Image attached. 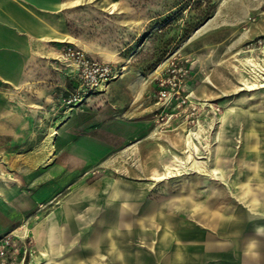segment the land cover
Instances as JSON below:
<instances>
[{
	"label": "crops",
	"instance_id": "1",
	"mask_svg": "<svg viewBox=\"0 0 264 264\" xmlns=\"http://www.w3.org/2000/svg\"><path fill=\"white\" fill-rule=\"evenodd\" d=\"M77 2L0 0L2 134L27 123L43 98L59 101L57 81L76 86L75 65L59 57L74 44L67 18ZM252 91L225 121L215 117L207 174L162 180L154 169L176 143L150 125L125 112L79 132L71 111L62 112L56 162L80 179L34 219V264H264V89Z\"/></svg>",
	"mask_w": 264,
	"mask_h": 264
},
{
	"label": "rangeland",
	"instance_id": "2",
	"mask_svg": "<svg viewBox=\"0 0 264 264\" xmlns=\"http://www.w3.org/2000/svg\"><path fill=\"white\" fill-rule=\"evenodd\" d=\"M76 1L67 18L71 42L94 58L111 63L121 74L70 109L61 100L73 90L74 80H59L54 90L59 101H55V96L43 98L36 112L24 115L30 119L23 126L9 135L0 129V264H34V219L44 215L57 196L80 179L78 173L69 172L56 162V142L66 119L62 112L71 111L79 132L96 124H110L123 113H131L132 119L150 125L155 136L176 143L165 164L174 155L183 159L182 136L201 124L211 136L202 143L209 144L210 153L198 151L197 156L212 166L216 127L221 125L213 124L215 117L223 116L225 121L227 108L240 105L243 93L248 91H238L236 59L248 56L244 50L249 42L264 40V0ZM261 50L254 51L253 56L261 58ZM59 59L69 62L62 55ZM175 59L188 61L184 93L197 107V113L187 118L182 112L170 121L169 129L162 130L154 122L158 107L154 95L157 79ZM1 106L0 94V109ZM203 133L206 132L202 129L201 138ZM15 152L27 156L18 158ZM35 155L41 160L34 162ZM164 163L154 173L162 170L163 174ZM95 173V169H90L84 179L91 180ZM35 180L40 183L34 184Z\"/></svg>",
	"mask_w": 264,
	"mask_h": 264
},
{
	"label": "built area",
	"instance_id": "3",
	"mask_svg": "<svg viewBox=\"0 0 264 264\" xmlns=\"http://www.w3.org/2000/svg\"><path fill=\"white\" fill-rule=\"evenodd\" d=\"M254 20L255 18L251 21ZM263 44V39L249 42L245 47L244 54L254 57V51L263 49ZM262 52L261 50V58ZM61 55L76 67V86L61 100L68 109L94 96L121 74L111 63L98 60L72 44H66L62 48ZM261 58L255 59L260 61ZM187 63V60H171L165 73L157 79L154 98L158 107L154 113V122L162 130L169 129L170 121L180 117L182 112L187 115V118H192L197 113L194 112L197 107L184 93L189 73ZM168 110L173 112H168ZM191 124H194V120H191Z\"/></svg>",
	"mask_w": 264,
	"mask_h": 264
},
{
	"label": "bare ground",
	"instance_id": "4",
	"mask_svg": "<svg viewBox=\"0 0 264 264\" xmlns=\"http://www.w3.org/2000/svg\"><path fill=\"white\" fill-rule=\"evenodd\" d=\"M239 53L243 52L241 51ZM236 61L239 66L235 65L234 68L241 77L238 91L245 90V88L248 91L264 88V52H262V58L260 61H257V59L252 56H244V58L239 57ZM197 127L196 130L185 131L186 133L182 136V141L185 139L183 159H179L174 155L170 162L163 166L164 173L156 174L153 179L162 180L164 178L174 177L185 173L188 170L203 174L209 172L206 162L201 161L197 156L198 151L205 154L210 152L209 144H202L203 142H207L208 138L210 139V134L208 133L209 130H206L201 124ZM202 129L206 132L203 133L204 138H201L199 134Z\"/></svg>",
	"mask_w": 264,
	"mask_h": 264
},
{
	"label": "trees",
	"instance_id": "5",
	"mask_svg": "<svg viewBox=\"0 0 264 264\" xmlns=\"http://www.w3.org/2000/svg\"><path fill=\"white\" fill-rule=\"evenodd\" d=\"M208 16H209V15L207 14L206 17L204 18V20H205ZM204 20H202V22H203ZM202 22H201V23H202Z\"/></svg>",
	"mask_w": 264,
	"mask_h": 264
}]
</instances>
